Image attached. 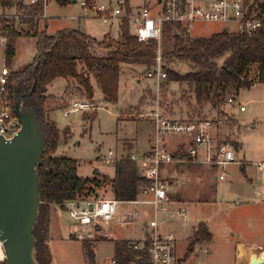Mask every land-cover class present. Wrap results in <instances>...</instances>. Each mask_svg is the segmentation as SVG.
<instances>
[{
    "label": "rangeland",
    "instance_id": "374dc122",
    "mask_svg": "<svg viewBox=\"0 0 264 264\" xmlns=\"http://www.w3.org/2000/svg\"><path fill=\"white\" fill-rule=\"evenodd\" d=\"M22 1L30 3L31 0ZM38 1L45 3L38 30L44 28L48 34L63 27L75 28L97 40L104 39L106 43L111 35L117 37L119 33L117 24L108 25L98 17L83 16L79 0L65 5H59L56 0ZM130 2L133 10L143 3L151 7L156 4V0ZM18 16L15 7L1 9L0 28L5 17L8 23H14L16 29L20 28ZM232 26L226 22L198 20L184 24L183 30L191 36H206L222 29L230 30ZM129 30L134 31V26L130 25ZM106 34L109 36L106 37ZM36 39L32 35L15 38V53L7 65L9 70L20 69L32 59L36 53ZM106 51L107 48L97 50L100 53ZM3 53L4 47L1 45L0 64L4 61ZM223 57L218 58L217 62L220 63ZM169 65L179 73L191 68V63L183 59H174ZM166 79L162 83L161 97L167 110L180 117L212 120L215 138L229 142L240 161L225 167L228 175L222 173L220 166L209 164H164L161 173L163 180L169 179V176L168 179L165 177V169L175 177L174 182L167 186L171 199L166 202V209L154 212L153 205L143 201L148 196L142 193L138 194L136 202H118L114 217L103 223L104 232H110L111 236L86 240L93 243L94 263L104 264L113 257L117 239L141 237L143 222L155 216L158 228L172 233L176 238L177 264H264V172L254 164L255 161L264 160V82L240 88L233 103L224 98L216 110L208 102L196 103L186 83ZM91 82L94 96L88 99L75 84L67 86L64 77L58 76L52 80L49 91L56 94L52 95V99H56L57 104L49 103L48 99L47 105L53 106L48 110V117L58 129L55 153L76 159L79 176L92 177L97 171L113 175L114 162H103L109 149L114 153L113 158H118L130 153L139 154L149 147L154 124L148 116V107L142 103L147 94L153 93L154 80L146 76L142 65L123 63L115 102L103 99L92 76ZM65 85L67 88L64 90ZM72 99H88L91 105L84 111H72L65 115L64 110ZM238 103L243 104L246 110L241 111ZM169 143L171 148L176 145L173 139H169ZM111 192L110 184H104L94 185L88 194L113 196ZM183 204L186 220L178 210ZM53 208L52 205L51 211ZM126 214L134 218L125 221ZM167 216L170 220H167ZM59 220L61 235L53 237L48 245L49 264H91L86 257L83 240L69 235L70 218L62 209ZM200 221L207 223L212 237L210 241L195 243L187 253L191 237L188 235ZM48 238L49 234L47 244Z\"/></svg>",
    "mask_w": 264,
    "mask_h": 264
},
{
    "label": "trees",
    "instance_id": "16d2710c",
    "mask_svg": "<svg viewBox=\"0 0 264 264\" xmlns=\"http://www.w3.org/2000/svg\"><path fill=\"white\" fill-rule=\"evenodd\" d=\"M71 1L56 0L59 5ZM247 1L250 12L259 17L264 15V0ZM44 4L38 0L30 3L0 0L2 10L15 7L21 24L16 29L6 17L1 23V32L6 37L5 64L9 65L14 56L16 37L32 35L37 38L36 53L32 59L20 69L9 70L6 90L12 107L14 101L24 94L22 105L34 109L43 134V151L36 166L41 202L33 228L35 257L39 264H49L51 261L47 237L52 205L60 208L65 199L86 195L94 185L104 184H110L116 199L132 201L141 193V185L148 183L129 154L114 161L112 177L99 171L92 177L79 176L76 159L56 154L58 129L48 117V84L58 76L72 78L86 98L91 99L94 96L92 76L103 99L115 102L121 65L138 64L147 71L155 64L158 48L155 39L137 40L130 32V22L126 18L122 19L117 37H111L106 43L104 39L97 40L75 28L63 27L48 34L44 28L38 30ZM159 47L165 79L186 83L196 103L208 102L213 109H219L223 99L229 95L235 96L240 88L264 82V27L250 35L222 29L206 36H191L178 25L165 23ZM101 48H107V51L97 52ZM220 57L223 58L218 63ZM174 59L187 60L191 68L179 73L169 65ZM211 237L207 223L198 222L192 230L186 252H190L195 243L210 241ZM147 242L145 238L142 247L134 249L130 239L116 240L113 248L116 264H147ZM83 248L89 262L94 264L93 243L83 240ZM0 263L6 264L5 261Z\"/></svg>",
    "mask_w": 264,
    "mask_h": 264
},
{
    "label": "built area",
    "instance_id": "2783aa9c",
    "mask_svg": "<svg viewBox=\"0 0 264 264\" xmlns=\"http://www.w3.org/2000/svg\"><path fill=\"white\" fill-rule=\"evenodd\" d=\"M35 0H32L33 2ZM82 15L96 16L102 22L120 28L123 18L134 26L137 40L157 41L155 64L146 71V76L154 80L155 89L147 94L142 105L148 107V116L154 124L149 147L139 154L130 153V158L139 168V173L148 183L141 185V193L147 194L146 201L153 205L154 212L166 209L169 196L166 184L161 177L164 164L194 162L220 166L222 173L228 175L226 166L239 162L232 145L225 140H217L212 130V120L197 117H180L169 112L162 102V83L166 72L163 69L160 56V41L165 23L178 25L183 29L186 23L203 20L232 24L231 31L251 34L264 27V15L261 17L250 12L247 0H156L154 6L141 4L136 10L130 0H79ZM1 14V9H0ZM19 14V13H17ZM3 18V17H2ZM111 37L116 38L115 35ZM6 37L0 29V46L5 47ZM4 57V53H3ZM9 67L0 64V135L11 138L21 126L18 114L15 112L7 96L6 82ZM236 97L229 95L226 100L233 103ZM88 99H72L65 115L72 111H84L90 107ZM240 110L244 105L238 103ZM169 139L175 140L172 146ZM113 151L108 150L103 162H114ZM119 158V157H118ZM264 172V160L254 162ZM135 202L137 199L134 200ZM133 201V202H134ZM119 202L114 196H97L96 194L76 195L62 202L60 209L70 218L68 233L71 237L82 240H94L100 236H110L104 232L103 223L110 221ZM183 219H187L185 208H180ZM147 234V264H177L176 238L172 233L163 234L158 230L155 216L148 222ZM142 247L141 242L132 241V248ZM5 260L2 241L0 240V262ZM104 264H116L114 257Z\"/></svg>",
    "mask_w": 264,
    "mask_h": 264
},
{
    "label": "water",
    "instance_id": "95a60500",
    "mask_svg": "<svg viewBox=\"0 0 264 264\" xmlns=\"http://www.w3.org/2000/svg\"><path fill=\"white\" fill-rule=\"evenodd\" d=\"M13 103L21 126L11 138L0 135V240L6 264H39L35 257L34 225L41 202L36 166L44 141L36 113Z\"/></svg>",
    "mask_w": 264,
    "mask_h": 264
},
{
    "label": "crops",
    "instance_id": "0c3cea01",
    "mask_svg": "<svg viewBox=\"0 0 264 264\" xmlns=\"http://www.w3.org/2000/svg\"><path fill=\"white\" fill-rule=\"evenodd\" d=\"M32 1V0H31ZM30 1V2H31ZM71 2H77V0H72ZM0 9H1V7H0ZM84 16V15H83ZM85 17H91V16H85ZM96 17V16H95ZM82 32H84V33H86L85 31H82ZM86 34H88V33H86ZM89 35V34H88ZM92 37V36H91ZM96 39V38H95ZM66 79V81H67V86H69L70 84H75L76 86H77V84H76V81L74 80V79H72V78H65ZM139 80V79H138ZM51 83H52V81L50 82V84H48V86H47V94H49V103H55V105L57 104V102H56V99L55 100H53L52 99V95H56V94H53L51 91H49V87L51 86ZM257 83L258 82H255V83H253L252 84V86H256L257 85ZM93 84V83H92ZM66 85H65V88H64V90L67 88L66 87ZM94 86V85H93ZM69 99V98H68ZM68 99H67V101H68ZM62 104H64V102L62 103ZM241 104V103H240ZM66 105V104H65ZM243 105V104H242ZM47 107H48V105H47ZM52 107L53 106H51L50 104H49V107H48V110L49 109H52ZM246 110V107L244 106V109H242L241 111H245ZM244 160V159H243ZM245 161V160H244ZM246 162H248V160H246ZM165 172H166V178L169 176V179L168 180H165V181H167V182H165V184H166V191H167V194H168V196H169V193H168V191H170L169 189H168V184H170V183H173L174 182V179H175V177H174V175L170 172V171H168V169H165L164 170ZM161 173H162V171H161ZM113 175H114V173H113ZM113 175H108L109 177H112ZM111 194H112V192H111ZM142 194H144V193H142ZM144 195H146V196H148L147 194H144ZM149 198V196L148 197H146V198H144L143 200H147ZM171 198L169 197V200H170ZM177 199V198H176ZM120 201H126V200H119V202ZM132 201H134V200H132ZM180 201V200H179ZM181 201H183V200H181ZM146 202V201H145ZM237 202H240V200H237ZM53 207H55V208H53V210L51 211V214H50V222H49V238H48V245H49V243H50V241L53 239V237H58L59 235H61L60 234V228H61V226H60V220H59V215H60V208L55 204V205H53ZM185 208V206H184V204L183 205H181L180 207H178V210H180V208ZM186 210V209H185ZM55 213H54V212ZM125 221H128L129 219H133L134 217H132V216H127V214L125 215ZM123 218V219H124ZM150 220V219H149ZM167 220H170V217L169 216H167ZM186 220V219H185ZM149 222V221H148ZM148 222L147 221H144L143 222V224H142V226H141V230H142V235H141V237H137V238H131V237H121V238H119V239H117V240H122V239H130V240H132V241H139V242H141V241H144V239L145 238H147V234H148V232H149V227H148ZM158 222V221H157ZM68 230V229H67ZM158 230L159 231H161V233H166V230H164V229H159L158 228ZM192 230H193V228L191 229V231H190V233H189V235H188V237L192 234ZM106 233H108V232H106ZM109 234H110V232H109ZM167 234V233H166ZM110 236H111V234H110ZM49 249H50V246H49ZM95 264V263H94Z\"/></svg>",
    "mask_w": 264,
    "mask_h": 264
}]
</instances>
